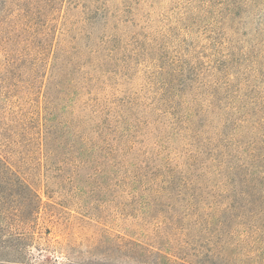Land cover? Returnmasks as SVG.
<instances>
[{"label": "rangeland", "instance_id": "rangeland-1", "mask_svg": "<svg viewBox=\"0 0 264 264\" xmlns=\"http://www.w3.org/2000/svg\"><path fill=\"white\" fill-rule=\"evenodd\" d=\"M38 5L15 82L60 136L53 197L96 230L177 222L207 264H264V0Z\"/></svg>", "mask_w": 264, "mask_h": 264}, {"label": "trees", "instance_id": "trees-1", "mask_svg": "<svg viewBox=\"0 0 264 264\" xmlns=\"http://www.w3.org/2000/svg\"><path fill=\"white\" fill-rule=\"evenodd\" d=\"M38 1L3 0L1 9L0 44L17 48L11 57L5 49L0 62V264L23 262L30 247L31 257L49 256L55 264H207L209 249L202 244L191 254L177 222L153 226L155 232L150 224L127 233L96 230L76 220L66 200L53 197L42 158L59 152L50 144L60 136L30 104L31 84L15 82L28 62L20 44H31V16L42 13Z\"/></svg>", "mask_w": 264, "mask_h": 264}]
</instances>
